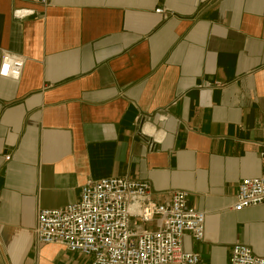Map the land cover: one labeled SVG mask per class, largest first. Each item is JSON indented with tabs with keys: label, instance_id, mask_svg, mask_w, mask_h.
Masks as SVG:
<instances>
[{
	"label": "crops",
	"instance_id": "1",
	"mask_svg": "<svg viewBox=\"0 0 264 264\" xmlns=\"http://www.w3.org/2000/svg\"><path fill=\"white\" fill-rule=\"evenodd\" d=\"M0 47L25 57L0 78V264H90L38 244L36 215L104 177L161 204L185 191L203 264L237 243L264 256V203L230 209L263 172L264 0H0Z\"/></svg>",
	"mask_w": 264,
	"mask_h": 264
},
{
	"label": "built area",
	"instance_id": "2",
	"mask_svg": "<svg viewBox=\"0 0 264 264\" xmlns=\"http://www.w3.org/2000/svg\"><path fill=\"white\" fill-rule=\"evenodd\" d=\"M24 1L49 5V0ZM156 12L165 13L162 8ZM33 13L16 11L20 16ZM24 65L23 55L0 47V78L18 81ZM261 158L263 172L239 183L231 210L239 212L264 203V144ZM152 195L147 181L88 179L77 201L56 209H38L36 241L63 245L90 257V264H203L198 252L184 249L183 239L187 234L197 242L204 239L207 213L190 205L185 191L174 192L164 204ZM230 264H264V256L237 243L231 249Z\"/></svg>",
	"mask_w": 264,
	"mask_h": 264
}]
</instances>
